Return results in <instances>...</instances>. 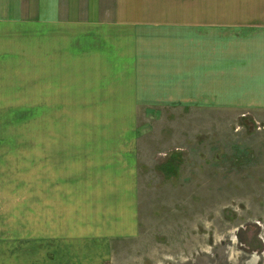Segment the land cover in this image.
Here are the masks:
<instances>
[{"label": "rangeland", "instance_id": "374dc122", "mask_svg": "<svg viewBox=\"0 0 264 264\" xmlns=\"http://www.w3.org/2000/svg\"><path fill=\"white\" fill-rule=\"evenodd\" d=\"M128 168L139 232L98 264H264V115L176 107L0 111V264H93L89 211Z\"/></svg>", "mask_w": 264, "mask_h": 264}, {"label": "crops", "instance_id": "0c3cea01", "mask_svg": "<svg viewBox=\"0 0 264 264\" xmlns=\"http://www.w3.org/2000/svg\"><path fill=\"white\" fill-rule=\"evenodd\" d=\"M170 107L264 115V0H0V111ZM121 174L89 211L93 264L139 232Z\"/></svg>", "mask_w": 264, "mask_h": 264}, {"label": "trees", "instance_id": "16d2710c", "mask_svg": "<svg viewBox=\"0 0 264 264\" xmlns=\"http://www.w3.org/2000/svg\"><path fill=\"white\" fill-rule=\"evenodd\" d=\"M176 158L177 156L170 158V160L162 167V171L166 172L168 175H170L173 171H176V168L178 167Z\"/></svg>", "mask_w": 264, "mask_h": 264}]
</instances>
